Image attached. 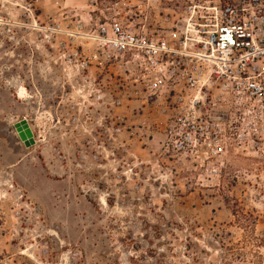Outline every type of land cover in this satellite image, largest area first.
Masks as SVG:
<instances>
[{
  "label": "rangeland",
  "instance_id": "1",
  "mask_svg": "<svg viewBox=\"0 0 264 264\" xmlns=\"http://www.w3.org/2000/svg\"><path fill=\"white\" fill-rule=\"evenodd\" d=\"M112 1L0 0V264H264L260 110L215 105L212 156L168 146L156 103L123 99L120 130L78 116L86 83L41 27Z\"/></svg>",
  "mask_w": 264,
  "mask_h": 264
},
{
  "label": "built area",
  "instance_id": "2",
  "mask_svg": "<svg viewBox=\"0 0 264 264\" xmlns=\"http://www.w3.org/2000/svg\"><path fill=\"white\" fill-rule=\"evenodd\" d=\"M155 1L113 0L41 30L60 64L86 83L78 103L85 121L98 114L105 130H120L106 116L123 99H140L165 114L168 146L214 145L206 153L219 154L209 119L227 113L215 105L234 99L264 117V0Z\"/></svg>",
  "mask_w": 264,
  "mask_h": 264
},
{
  "label": "water",
  "instance_id": "3",
  "mask_svg": "<svg viewBox=\"0 0 264 264\" xmlns=\"http://www.w3.org/2000/svg\"><path fill=\"white\" fill-rule=\"evenodd\" d=\"M15 128L17 129L20 137L22 138V140L25 142L27 146H30L35 143V139L33 136V130L26 118L17 122L15 124Z\"/></svg>",
  "mask_w": 264,
  "mask_h": 264
},
{
  "label": "bare ground",
  "instance_id": "4",
  "mask_svg": "<svg viewBox=\"0 0 264 264\" xmlns=\"http://www.w3.org/2000/svg\"><path fill=\"white\" fill-rule=\"evenodd\" d=\"M23 93V92H22Z\"/></svg>",
  "mask_w": 264,
  "mask_h": 264
}]
</instances>
